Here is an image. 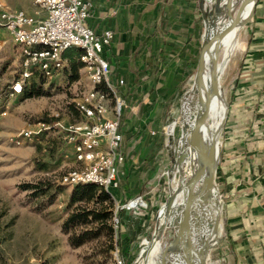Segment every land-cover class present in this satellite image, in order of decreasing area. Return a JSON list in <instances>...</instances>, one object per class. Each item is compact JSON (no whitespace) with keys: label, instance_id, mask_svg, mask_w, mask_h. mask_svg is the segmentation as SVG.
Segmentation results:
<instances>
[{"label":"rangeland","instance_id":"374dc122","mask_svg":"<svg viewBox=\"0 0 264 264\" xmlns=\"http://www.w3.org/2000/svg\"><path fill=\"white\" fill-rule=\"evenodd\" d=\"M2 1L14 9H24L31 15L39 11L34 3L35 0ZM214 1L207 3V0H194V22L192 23L194 30L185 42V47L194 55L199 50L204 24L216 16L217 0L215 4ZM261 2V0L257 1L252 20L240 29L241 48L238 52L243 50L242 43L247 37L246 51L240 62L235 57L238 52L234 53L230 57V65L228 63L222 75V91L229 105L237 89V83L248 72L249 65L246 58L249 55L250 40L255 30L256 13ZM172 8L175 9V7ZM227 54V50L223 48L220 62ZM22 61L21 47L14 43L6 31L0 30V264H118V259L125 260L126 264H133L141 252L138 249L140 229L149 227L164 205L172 186L176 184L175 182L172 184V174L170 175L169 172L178 156L177 148L181 138L178 117L183 95L193 87L196 68L192 64L186 69L184 76V82H186H183L184 85L173 102L170 96L157 95L159 96L158 101L155 110L153 109L155 116L152 114L149 119L146 118V113L143 114L142 107H140L142 100L139 97L134 100L122 97L127 108L121 125L124 127L126 121L130 127L135 126V123L138 126L141 122L137 123L138 121L134 120L129 123L130 118L143 117L146 121L142 123V127L149 129L152 137L161 141L162 148L151 164L142 190L139 189L134 196H131L127 189L125 190V198H130L128 201L140 198L141 202L136 209L118 211L117 233L110 236L107 230L102 228L99 232L92 233V236L98 234L96 239L76 246L78 236L82 232L90 229L96 230L97 226H80L70 230L63 228L69 215L84 204L70 205L76 186L61 183V177L78 168L79 164L76 162L73 145L69 143L68 133L60 125L67 127L70 123L84 120L77 110V103L92 90L93 86L85 69L80 71L79 79L73 81L69 63L66 61L63 69L54 78L47 79L38 73L29 81L28 89L33 81L37 82L43 95L29 99L25 98L27 93L12 95L11 86L21 75ZM118 94L121 95V88ZM113 106L114 102L111 101V108ZM114 118V113L109 115V119ZM174 122H178V126L171 138L169 127ZM24 129H33L38 132V135L32 142L18 147L12 139ZM188 146L189 144L187 148ZM164 159L165 164L163 165ZM218 169L219 164L216 172V189L221 198L222 212L224 205L227 226L226 199L221 184L222 179L218 184ZM177 178L178 172L176 171L175 181ZM45 180L51 182L50 195L55 194L52 203L46 197L34 198L31 197L30 192L25 191L28 184H42ZM123 187L125 188V184ZM89 207L92 208L93 204ZM125 212L132 213L129 221L121 219ZM197 213L198 211L195 210L193 218L195 235L196 240L203 245L196 233L198 230ZM109 225H112V221ZM210 225L213 227L214 218L211 219ZM173 235V230H169L165 238L172 239ZM219 238L223 240L222 228ZM228 243L230 245L229 238ZM220 244L210 251L208 264H220V255L219 258L217 257ZM229 254L231 256V253ZM221 258L226 264L228 260L231 262L228 257ZM171 264H184V261L180 258L176 263L174 255Z\"/></svg>","mask_w":264,"mask_h":264},{"label":"crops","instance_id":"0c3cea01","mask_svg":"<svg viewBox=\"0 0 264 264\" xmlns=\"http://www.w3.org/2000/svg\"><path fill=\"white\" fill-rule=\"evenodd\" d=\"M90 1L91 28L98 34L105 30L115 34L105 50L112 82L124 80L121 96L127 100L139 97L143 114L149 119L158 94L170 96L173 102L183 87L180 83L188 68L190 51L185 42L191 36L189 18L178 13L184 0H170V4L166 0ZM261 1L246 58L248 72L240 78L233 95L219 161L217 179L218 184L223 181L227 213L226 226L223 205V240L217 252L220 264H226L221 257L231 259L228 264H264V0ZM242 44L243 50L235 56L238 62L246 51L247 37ZM134 120L141 123L130 127L125 121L121 128L125 162L120 169L121 188L113 193L116 205L130 199L125 198L126 189L134 196L144 187L151 164L160 153L153 145L152 133L142 127L146 120L134 116L129 123ZM131 216L125 212L121 219L127 221ZM156 216L148 228L140 229L139 250L151 241Z\"/></svg>","mask_w":264,"mask_h":264},{"label":"built area","instance_id":"2783aa9c","mask_svg":"<svg viewBox=\"0 0 264 264\" xmlns=\"http://www.w3.org/2000/svg\"><path fill=\"white\" fill-rule=\"evenodd\" d=\"M34 3L39 11L31 15L24 9L8 8L0 1V30L10 35L23 55L21 75L11 86L12 95L22 94L24 86L38 73L47 79L54 78L65 65L63 55L68 49L83 50L81 61L93 88L77 103L83 121L67 127L56 124L68 133L79 164L61 177V183L95 184L113 197L114 191L121 188L120 166L125 162L121 120L127 108L118 94L125 81L112 82L110 62L105 57V50L111 46L115 34L112 30L98 34L91 28L88 21L93 3L90 0H35ZM101 85H105L106 90L98 89ZM112 113L115 118L109 119ZM36 135L38 132L33 129H24L12 141L21 147L32 142ZM140 202L141 199L136 198L116 205L112 219L116 233L118 211L136 209ZM117 263L126 264L122 259Z\"/></svg>","mask_w":264,"mask_h":264},{"label":"bare ground","instance_id":"6f19581e","mask_svg":"<svg viewBox=\"0 0 264 264\" xmlns=\"http://www.w3.org/2000/svg\"><path fill=\"white\" fill-rule=\"evenodd\" d=\"M211 2V0H207ZM257 0H217L216 16L207 21L211 22L217 18L220 7L226 5V11L216 26L211 27L207 32V39L212 47V54L217 63L218 74L220 80L227 68L230 57L240 51V32L253 18V10ZM216 0L214 1V4ZM209 6V4H208ZM223 48L227 50V55L220 62ZM205 64L207 66L206 86L204 90H197L193 83L192 89L187 91L182 98L180 109L181 138L179 141L178 156L170 170L172 184L170 194L175 202V211L172 216L170 225L166 231H163V224L166 218L167 210L162 206L155 219V230L149 244L144 247L138 258L133 264H154L156 257L161 249L162 240L169 230H173V238L181 231L183 224L187 219L186 204L190 196V175L194 164L198 161V167L203 164L209 152L216 143V135L212 137L214 132L221 126L226 111L225 104L222 99H213L210 91V53L205 56ZM222 87V86H221ZM197 93L199 94L197 96ZM206 96L213 101V110L211 120L207 125L202 127V119L206 114ZM178 126L172 123L169 127L171 138ZM189 144V148L187 145ZM219 164V156L215 159L211 168L205 175L198 180L199 173L196 172L195 182L193 185L194 193L199 192L195 210L198 211L196 224L198 226L197 234L202 240L206 254V263L208 264V256L210 251L222 242L219 238L222 228L221 216L222 205L221 198L216 189V172ZM178 172L177 181H175V172ZM214 218V225L211 227L210 221ZM219 226L218 231H214ZM192 233L196 239L195 228L192 220ZM184 241L180 240L173 246L166 249L165 256L158 264H171L175 255L176 263L181 258L184 264H191V257L188 252L184 251Z\"/></svg>","mask_w":264,"mask_h":264},{"label":"trees","instance_id":"16d2710c","mask_svg":"<svg viewBox=\"0 0 264 264\" xmlns=\"http://www.w3.org/2000/svg\"><path fill=\"white\" fill-rule=\"evenodd\" d=\"M166 1H168L169 4L171 3L170 0H166ZM194 4H195L194 0H184L183 6H181L180 10L178 11V13H181L180 17H184L185 19L189 18L191 34L194 30V26L192 24L194 22L193 20ZM201 27H199V30H201ZM250 44H251V40H250ZM82 55H83V50L78 47H73L68 49L63 55L64 59H66L69 63L71 79L73 81H77L79 79L80 71L85 68V65L81 61ZM197 62H198V54L194 55L191 53V51H189V56L187 59L186 66L191 67V65L193 64L194 67L196 68ZM112 79H113V75H112ZM183 82L184 79L181 81L180 84H182ZM98 89L106 90V86L101 85L98 87ZM23 93H27L25 95L26 99L43 95L41 87L37 86V82L34 81L29 87V89H28V84L24 86ZM157 139L158 138H154L153 145L156 146L158 152L162 148V143L159 139L158 140ZM142 188L143 187L139 189L142 190ZM25 191L30 192L31 197L34 198L46 197L47 199L50 200V203H52L55 197V194L53 196L52 194L50 195L52 191V185L49 180H45L42 184H36V185L28 184L25 188ZM79 203L80 204L83 203L85 206L83 205L74 212H72L65 221L63 228L65 230H70L72 228H77L80 226L90 227L96 225L97 229L96 230L90 229L82 232L78 236V242L77 244H75L76 246H80L87 241L96 239L98 237V234L92 236V233L94 231L99 232L100 230H102V228L106 229L110 236H113L114 233H116L113 225H109L110 221H112L114 216L115 202L108 192L104 191L103 188L95 184L76 185L71 196L70 205H76ZM91 204H93L92 208L89 207V205Z\"/></svg>","mask_w":264,"mask_h":264},{"label":"water","instance_id":"95a60500","mask_svg":"<svg viewBox=\"0 0 264 264\" xmlns=\"http://www.w3.org/2000/svg\"><path fill=\"white\" fill-rule=\"evenodd\" d=\"M258 1V0H257ZM257 3V2H256ZM226 11V5L220 7L219 13L217 18H215L213 21L208 22L204 24L203 26V32L201 36V43L200 47L198 50V62H197V67H196V72H195V88L197 90H204L206 86V74H207V66L205 64V56L207 53H210V70H209V76H210V91L212 94L213 99H222L226 111L224 113V118L221 126L214 132L212 137L216 135V143L213 149L209 152L207 155L205 161L201 166L198 167V161L194 164L191 175H190V196L186 204V211H187V219L185 223L183 224L181 231L179 234L176 236L174 239L170 238H163L162 240V246L161 249L156 257L155 263L158 264L160 261L163 260L166 249L168 247L173 246L175 243H177L180 240H183L185 245H184V251L188 252L191 257V264H207L206 263V254L203 245L198 242L191 229L192 225V220L194 218V213H195V207H196V202L199 197V192L194 193V182H195V175L196 172L199 173L198 175V180H201V178L205 175V173L211 168L212 164L214 163L215 159L221 155V149L222 145L225 139V129L226 125L228 122L229 118V108L230 105L226 99V97L223 94L222 87H221V80L220 76L218 74V68H217V63L216 60L214 59V56L212 54V47L210 42L207 39V32L211 27H214L217 25V23L221 20V18L224 16ZM212 110H213V101L210 97L206 96V114L204 118L202 119V127L208 124V122L211 120V115H212ZM163 207L167 210L166 218L163 224V231H166L168 229L172 216L175 211V202L174 199L172 198L171 195H168L167 198L165 199ZM219 226L215 228L214 231H218Z\"/></svg>","mask_w":264,"mask_h":264}]
</instances>
